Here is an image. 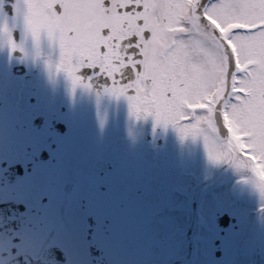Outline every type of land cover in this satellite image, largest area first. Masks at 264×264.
<instances>
[{
	"label": "snow or ice",
	"instance_id": "obj_1",
	"mask_svg": "<svg viewBox=\"0 0 264 264\" xmlns=\"http://www.w3.org/2000/svg\"><path fill=\"white\" fill-rule=\"evenodd\" d=\"M5 0H0L3 4ZM38 42L57 41L73 86L126 96L203 136L209 157L249 169L264 193V0H9ZM0 36L15 51L5 22Z\"/></svg>",
	"mask_w": 264,
	"mask_h": 264
},
{
	"label": "flooded vegetation",
	"instance_id": "obj_2",
	"mask_svg": "<svg viewBox=\"0 0 264 264\" xmlns=\"http://www.w3.org/2000/svg\"><path fill=\"white\" fill-rule=\"evenodd\" d=\"M12 11L11 8L8 13L5 3L0 4V30L7 22L17 44L13 51L6 38L0 36V204H23L25 215L18 228L5 232L0 209V264H4L5 249L34 254L32 250L37 242H41L39 237L42 232L46 236L49 233L52 225L50 218L60 210L64 212V208L77 196L80 213L87 224L86 243L91 258L94 264H108L109 260L104 256V242L121 248L115 245L119 241L116 237L118 232H124L125 237L121 240H127L138 229L143 233L139 236L143 242L147 234L162 223L161 220L151 219L156 211L131 209L130 206L129 209H121L123 203L114 205L116 188L112 184V179L122 181L123 197L131 194L132 190L142 192L145 188L142 180L147 174L142 153V147L147 143H142V133L146 138L147 131L143 123L150 119V130L159 131L162 122L157 123L154 115L134 114L126 96L112 95L95 85L90 88L82 85L74 87L65 71L56 70L60 62L58 42L51 39L46 31L41 33L37 42L24 29L22 21L12 15ZM118 107L129 112L127 132H116L111 136L107 147L110 149V161L105 168H98L93 187L95 194L112 190L113 193L100 198L103 200L102 208L99 207V199L97 208H94L88 189L85 192L80 189L74 191V195L73 189L65 191L67 172L69 165L76 160L91 158L92 149L87 148L85 152L80 149L89 145L91 138L97 137L94 122L103 114L113 116ZM163 142V139H157L156 149H163ZM99 217H102L101 220ZM45 222L47 227L44 230ZM164 229L167 230V226ZM63 236L58 238L59 241L64 242ZM157 239L152 242L156 249L150 252L146 248L151 243L145 241L127 249L124 247L123 255L128 256V251L133 253L143 246L146 253L138 256L141 261L177 264L186 253L174 243L160 253ZM55 244L65 251L64 245ZM224 254L215 264L244 262V249H236L235 253L231 248L229 252L221 253ZM261 255L264 256V253L257 256ZM122 257L115 258L117 261L112 264L125 260H128L127 264H133L137 258L125 257L122 260Z\"/></svg>",
	"mask_w": 264,
	"mask_h": 264
},
{
	"label": "rangeland",
	"instance_id": "obj_3",
	"mask_svg": "<svg viewBox=\"0 0 264 264\" xmlns=\"http://www.w3.org/2000/svg\"><path fill=\"white\" fill-rule=\"evenodd\" d=\"M120 108L118 107L113 116L103 114L98 121L94 122L97 137L91 138V143L83 146L84 149H80L82 152H85L87 148L92 149L94 151L93 157L97 156L100 163L104 165L110 161V153L107 147L111 136L116 132L117 134L127 132L130 119L129 112ZM143 124L147 131L146 138L142 133L144 138L142 143L147 142L145 147H142L147 167L146 177L142 180L145 188L142 192L132 190L131 194L123 197L121 194L124 189L122 181L112 179V184L116 188L113 202L114 205L123 203L121 209H129L130 206L131 209H147L151 212H159H155L152 219L161 220L162 223L152 229L145 237L146 239H143V242H141L142 239H139V236L143 235L139 229L127 240H121L125 237V233L118 232L116 237L119 241L115 245H119L121 248L110 246L104 242V256L109 260L108 264L117 261L115 258L120 255L123 256L122 260H125V257H137L133 264H145L146 261L144 259L141 261L139 257L145 255L146 249L148 252L153 250L155 246L152 242L167 233V230L174 232L179 229L178 239L182 242L185 232L184 226L190 224L193 218H184L178 224L173 221L174 216L171 214H168L169 216L161 215L160 212L166 210L168 206L173 211L186 212L190 208L193 211V198L197 204L198 214L193 245L195 250L192 259L186 264H215L217 259L225 256V254L216 256V250L219 249L221 253H227L232 248L236 253L238 245L242 248H251V250L259 247L263 253L264 193L257 187L254 174L249 169L237 168L230 162L212 160L208 155L203 136L185 137L176 126L165 125L163 122L159 131L154 129L151 131L150 119ZM89 125L91 124L89 123ZM157 139H163V149H156ZM93 157L84 160L80 158L74 164L69 165L65 190L69 191L71 184L74 186L72 195H74V191H79V189L81 192L88 189L94 208H97L98 199L99 207L102 208L103 200L100 198L111 196L113 190L94 193L95 179L93 180L91 177ZM84 162L85 165L83 166ZM222 166H224L223 169ZM131 183H135V179ZM192 183L198 185L194 192L190 191ZM63 199L64 193L61 203ZM78 200V196L73 198L70 204L64 208V212L60 210L56 216L50 218L52 225H49V233L46 236V233L42 232L39 237L42 238L41 242H37L32 253L37 254L43 247L59 243L64 245L67 254V261L64 264H94L87 247L88 243H86L85 230L87 224L85 217L80 213L81 208ZM223 213L234 215L237 221L226 228L224 234H221L222 229L217 225L216 218ZM101 218L98 219L101 220ZM164 226L165 228L167 226V230L164 229ZM46 227L45 222L44 230ZM63 234L64 242H61L58 238ZM216 240L221 242L217 245ZM145 241L151 243L146 249L142 246L133 253L127 250L130 254L128 256L127 254L123 255L124 247L127 249L130 246L145 243ZM179 241L175 244L177 245ZM249 243H251L250 246ZM255 243H260V245ZM159 246L162 248L160 251H164L168 245L160 244ZM182 246L181 251L184 250V245ZM2 259L5 261L6 257ZM127 261H121L118 264H127Z\"/></svg>",
	"mask_w": 264,
	"mask_h": 264
},
{
	"label": "water",
	"instance_id": "obj_4",
	"mask_svg": "<svg viewBox=\"0 0 264 264\" xmlns=\"http://www.w3.org/2000/svg\"><path fill=\"white\" fill-rule=\"evenodd\" d=\"M21 213V209H20ZM231 217L227 215L219 218L220 224L226 225L230 221H233ZM61 253L55 248L53 249H45L43 255L38 259H32L27 256H20L14 259H11L7 262V264H61Z\"/></svg>",
	"mask_w": 264,
	"mask_h": 264
},
{
	"label": "bare ground",
	"instance_id": "obj_5",
	"mask_svg": "<svg viewBox=\"0 0 264 264\" xmlns=\"http://www.w3.org/2000/svg\"><path fill=\"white\" fill-rule=\"evenodd\" d=\"M194 186H195V185H192L191 188L194 187Z\"/></svg>",
	"mask_w": 264,
	"mask_h": 264
}]
</instances>
